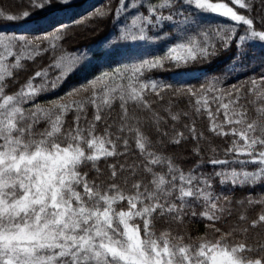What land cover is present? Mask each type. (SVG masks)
Returning <instances> with one entry per match:
<instances>
[{
  "label": "snow or ice",
  "instance_id": "6c2138e0",
  "mask_svg": "<svg viewBox=\"0 0 264 264\" xmlns=\"http://www.w3.org/2000/svg\"><path fill=\"white\" fill-rule=\"evenodd\" d=\"M72 7L0 9V264H264V0L109 2L72 21L111 18L99 57L63 49L69 25L54 16L49 31L5 27ZM120 41L154 51L126 57ZM224 54L223 72L188 82Z\"/></svg>",
  "mask_w": 264,
  "mask_h": 264
},
{
  "label": "trees",
  "instance_id": "16d2710c",
  "mask_svg": "<svg viewBox=\"0 0 264 264\" xmlns=\"http://www.w3.org/2000/svg\"><path fill=\"white\" fill-rule=\"evenodd\" d=\"M109 2L111 3L112 8L114 9L117 5L118 0H73V7L72 10L69 12L56 11L55 13H41L24 23H5V27L9 30L19 29L23 27H34L39 28L40 31H49L51 30V27H55L54 24H50V21L53 19L54 16L55 19L59 22L69 25L67 38L59 42L63 49L67 50L70 53L78 54L77 49L83 51L85 48H91L93 51L96 52V55L99 57L102 55V53H107L109 51L108 46L104 44V38L108 36V33L112 27L111 18L103 20L90 19L87 22V26H73L72 21L85 16L88 12L93 11L96 7L103 6L105 4H108ZM24 7H26V0H0V9L11 11L12 13L22 11ZM216 22L222 23L224 22V18H219V21L212 20L213 24H215ZM109 39H111V37H109ZM116 43L120 45L119 51L121 53L126 54V57H139L145 53L154 51L153 42L120 41ZM51 55V52L41 53L36 57L34 63L28 62L27 68L29 69V71L18 73L19 82L10 87L8 91H15L17 88H19L20 84L27 79L28 76L32 75L35 70L49 64ZM116 59L121 60V62H127L126 58L121 59L119 56L116 57ZM227 64L228 57L227 54H224L216 61H214L211 65H204L202 67L198 66L194 71L188 73L190 77L196 78L190 79L188 82L192 84H198L202 81L203 74L223 72ZM107 66V64H103V67ZM82 71L83 70L77 71L75 74L69 76L60 88L56 89L52 93L40 96L37 102L43 103L45 101L52 100L62 95L64 92L68 91L71 86H75L76 84L83 82ZM94 74L95 73L89 74V78L91 75ZM147 75L149 77H159L165 80H168L170 78V74L165 71H156L153 73H148ZM248 75H251V73L242 72L239 75L233 74L234 78L229 79L227 81V85L243 81ZM9 83L11 84V81H9ZM184 106L185 104L182 103L181 107ZM89 112L91 113V109H89ZM113 116H115V112H113ZM207 124L208 120L206 114L203 117L196 118V126L198 130L206 129ZM205 134L207 135L208 133L205 132ZM214 143L220 145L221 147L227 146L224 139L219 137L215 138ZM257 191L264 190L257 189ZM191 228L193 229V236L202 234L204 232V223L194 220L191 223Z\"/></svg>",
  "mask_w": 264,
  "mask_h": 264
}]
</instances>
